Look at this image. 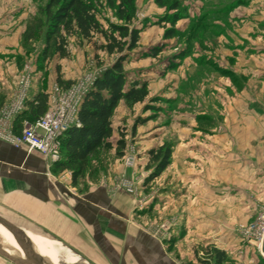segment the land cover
<instances>
[{"label": "rangeland", "instance_id": "obj_1", "mask_svg": "<svg viewBox=\"0 0 264 264\" xmlns=\"http://www.w3.org/2000/svg\"><path fill=\"white\" fill-rule=\"evenodd\" d=\"M94 1L104 27L107 21H115L112 9L105 0ZM44 2L0 0V18L11 21L4 23V29L8 30L10 27L6 26L15 24L24 27L26 20ZM177 2L176 9H169L171 0L163 5H157L154 0H134L132 24L141 32L137 49L130 52L133 58L137 55V58L148 57L151 60L154 57L155 62L161 61L156 65L159 64L160 74H167V84L159 95L149 96L147 89L148 99L146 96L143 104L121 101L115 116L119 117V112H125L126 117L129 114L128 120L120 119L123 122L117 125V132L124 139V149L131 151L137 159L132 180L142 178L136 186L135 195H131L146 201L139 203L138 207L148 208L156 232H161L165 241L174 240L172 246L185 254L181 264H203L199 260L206 258L205 249L214 242L218 249L226 253L227 260L223 264H264V257L241 234V228L264 207V0ZM175 13L179 18L171 22L169 18ZM166 29L173 30L170 36L164 35ZM69 41L73 53L66 60L63 59L66 69L74 76L69 82H89L94 74L116 57V54H107L102 50L95 52L89 43L77 44L73 38ZM41 44V38L23 44L20 34L16 48H19L21 67L30 63L33 70L38 66L42 69L43 86L49 91L56 83L53 78L55 65L61 68L63 64L55 57L47 62L39 61L37 56ZM148 52H155L157 56ZM11 54L7 57L15 56ZM5 58L0 56L1 61ZM183 68L186 69L185 75L181 72ZM251 107L255 109L254 113L250 111ZM138 121L140 124L136 125ZM153 129H156L154 135L160 134L158 139L146 144L137 140L140 133ZM186 129H193L213 143H227L228 153L237 155L229 157L226 166L211 170L217 175L225 169L228 172L227 181L205 180L206 169L199 161L205 160L201 153L197 154L199 160L193 164L198 175L190 188L185 183H171V176L168 179L154 178L143 186L153 163L148 162L149 156L138 161L144 154H139V148L149 146L147 153L166 144L170 149L169 166L177 146L176 133ZM200 142L203 144L207 141ZM209 149L214 156L219 154L224 158V154L216 153L214 147ZM121 158L118 157L120 164ZM123 184L127 183L119 182L125 191ZM162 188L167 190L166 195H161ZM211 226L222 229L221 234L225 235V239L221 243L216 242L217 237L209 243L211 245L205 243L207 240L200 239L202 229ZM172 229H177L179 234L172 235ZM187 232L190 234L187 235ZM27 233L35 247L39 248V253L55 264H67L56 259L60 255L84 260L43 232ZM191 233L199 236L196 242L191 239ZM177 235L180 241L174 246ZM0 245L12 256L21 255L9 230L5 236L0 235ZM23 251L31 257L29 250ZM0 264L14 263L0 255Z\"/></svg>", "mask_w": 264, "mask_h": 264}, {"label": "crops", "instance_id": "obj_2", "mask_svg": "<svg viewBox=\"0 0 264 264\" xmlns=\"http://www.w3.org/2000/svg\"><path fill=\"white\" fill-rule=\"evenodd\" d=\"M10 22L0 18V56H6L5 60L0 59V108L13 95L22 70L19 63V48L16 46L23 26L8 25L6 27L10 29L5 30L4 23ZM11 53L15 56L8 58ZM132 56L130 52V58L124 65L127 80L145 82L149 96L159 95L167 84V74L164 72L160 74L159 64L156 65L161 61L155 62L154 57L150 60L148 57ZM57 59L63 64L60 68L61 78L65 81L72 79L74 76L63 62L67 58ZM181 72L185 75L186 69L183 68ZM34 74V80L29 88V99L42 87V81L39 79L40 70L35 69ZM53 78L55 81V73ZM121 103L112 115V134L109 140L113 147L101 155L103 160L100 164L93 161V165L97 167L96 172L90 175L88 172L85 173L76 184L71 183L69 171H54L53 164L49 165L38 152L27 151L23 146L15 147L0 139V212L18 219L36 232H43L50 239L78 254L88 264H181V258L185 254L172 246L174 240L165 241L161 232L160 234L156 232L148 208L138 207L139 203L144 204L146 201L132 197L133 195L125 192L119 185V182L131 181L134 174L133 169L124 167L118 157L114 156L115 142L120 137L117 125L123 122L120 119H129V114L126 117L125 112H119L121 115L115 117ZM254 110L253 107L250 108L253 113ZM17 116L13 120L16 131L23 122H26L24 119L21 126L16 127L14 121ZM139 124L140 121L136 123ZM155 130L140 133L137 140L145 144L151 143L160 137V134L154 135ZM176 135L177 146L173 151L171 163L157 176L158 178L168 179L171 176V183L177 185L185 183L190 188V184L197 180L198 175L193 164L199 160L197 154L202 153L205 160L199 161L206 169L205 180L227 181L228 172L225 169L223 173L217 175L211 172L212 168L226 166L229 157H237L235 153H228L227 143L223 145V142L213 143L209 138L195 133L193 129L178 130ZM205 139L207 142L202 144L200 141ZM210 147H214L216 153L218 151L224 154L227 160L219 154L214 156L215 154L209 151ZM149 148V146L139 148V154L144 153L139 157V162L149 156L148 152L145 153ZM165 188H162L161 195L168 193ZM188 232L187 235L190 234ZM170 233L179 234L177 229H172ZM200 233V239L207 240L205 241L207 245H211L209 243L214 241L215 237L218 243L225 239V235L221 234L222 229L213 226L203 228ZM196 237L199 236L191 233L194 242L197 241ZM174 239L176 246L180 241L179 236H175ZM212 247L218 246L214 242Z\"/></svg>", "mask_w": 264, "mask_h": 264}, {"label": "trees", "instance_id": "obj_3", "mask_svg": "<svg viewBox=\"0 0 264 264\" xmlns=\"http://www.w3.org/2000/svg\"><path fill=\"white\" fill-rule=\"evenodd\" d=\"M166 1L154 0L157 5H163ZM177 1L171 0L169 9H176ZM105 3L115 17V21H107L106 27L99 19L100 12L94 0H45L42 6L37 7L36 13L26 20L21 32L23 44L41 38L37 58L43 62L53 57H69L70 38L77 44L89 43L95 52L102 50L107 54H116L113 61L95 76L83 95L76 113L78 125L69 126L61 135L60 159L53 164V170L69 171L72 184H76L85 173L90 175L96 172L93 161L100 164L101 155L113 147L109 140L112 115L119 103L134 104L142 102L147 96L146 83L128 81L124 71L130 51L137 47L141 32L132 24L134 0H105ZM178 18L179 15L175 13L169 20L175 22ZM172 32V29H166L164 35L170 36ZM148 54L155 55V52ZM37 70L42 71L39 66ZM40 75L41 90L26 101L25 108L15 119L18 128L22 120L32 122L47 108L48 91ZM55 82L63 87L72 83L61 78L59 65H55ZM124 147V139L120 136L115 142V155L122 156ZM148 155V162L153 164L143 186L159 176L168 165L170 149L165 144L149 150ZM205 254L206 258L199 260L203 264H223L227 260L225 251L216 247H207Z\"/></svg>", "mask_w": 264, "mask_h": 264}, {"label": "built area", "instance_id": "obj_4", "mask_svg": "<svg viewBox=\"0 0 264 264\" xmlns=\"http://www.w3.org/2000/svg\"><path fill=\"white\" fill-rule=\"evenodd\" d=\"M98 73L94 74L89 82L78 81L66 87L53 83L48 91L47 108L44 113L32 122H23L16 131L13 120L25 108L29 99L30 84L35 75L33 65L25 63L17 78L13 95L0 108V139L15 147L23 146L27 151L38 152L49 165L57 162L60 159L61 135L69 126L78 125L76 113L80 101ZM121 162L124 167L134 169L137 159L131 151L124 149ZM145 175L146 173L143 176ZM141 179H133L126 182V185L123 184L125 191L135 195L136 186L141 183ZM160 227L164 228V225ZM241 234L243 239L262 255L264 207L251 222L241 228Z\"/></svg>", "mask_w": 264, "mask_h": 264}, {"label": "water", "instance_id": "obj_5", "mask_svg": "<svg viewBox=\"0 0 264 264\" xmlns=\"http://www.w3.org/2000/svg\"><path fill=\"white\" fill-rule=\"evenodd\" d=\"M0 225L4 227L5 229L16 232L22 237L24 244L27 245L28 247L29 254L34 264H55L49 258L41 255L39 251L37 250V248L35 247V245L33 244L32 240L29 238L27 232L38 234L35 230L30 228L23 222L19 221L18 219L13 218L1 212H0ZM261 252H262V256L264 257V237L262 240ZM0 255L10 260L14 264H25L21 261L10 258L6 252L0 251Z\"/></svg>", "mask_w": 264, "mask_h": 264}, {"label": "bare ground", "instance_id": "obj_6", "mask_svg": "<svg viewBox=\"0 0 264 264\" xmlns=\"http://www.w3.org/2000/svg\"><path fill=\"white\" fill-rule=\"evenodd\" d=\"M7 230H8V229H7ZM7 230H6L4 227H2V226L0 225V235L5 236V234H7ZM9 231H10V233H11L12 236H13V239H14V241H15V244H16L17 247L19 248V250H20V252H21V255L12 256V255L8 254V253L2 248L1 245H0V251L6 252L10 258L15 259V260H18V261H21V262H23V263H25V264H34L33 261H32V259H31V257H29L28 255H26V254L24 253V251H23V249L28 250V247H27V245L24 244L22 237H21L19 234H17L16 232H14V231H11V230H9ZM40 238H41V237H40ZM4 239H5V238H4ZM5 240H6V239H5ZM6 241H7V240H6ZM7 242H8V241H7ZM8 243H9V242H8ZM16 245H15V246H16ZM4 247H5V246H4ZM36 248H37V247H36ZM38 249H39V248H37V250H38ZM59 257H60V258H56V259H59V260L65 262V263H67V264H88V263L85 262L84 260H74V259H72V258H70V257L63 256V255H60Z\"/></svg>", "mask_w": 264, "mask_h": 264}]
</instances>
